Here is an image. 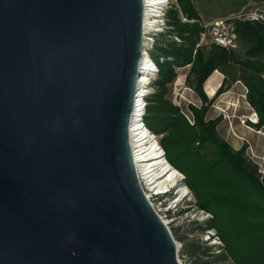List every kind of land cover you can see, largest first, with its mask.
<instances>
[{
	"label": "water",
	"instance_id": "obj_1",
	"mask_svg": "<svg viewBox=\"0 0 264 264\" xmlns=\"http://www.w3.org/2000/svg\"><path fill=\"white\" fill-rule=\"evenodd\" d=\"M143 0H0V264H180L130 125Z\"/></svg>",
	"mask_w": 264,
	"mask_h": 264
},
{
	"label": "trees",
	"instance_id": "obj_2",
	"mask_svg": "<svg viewBox=\"0 0 264 264\" xmlns=\"http://www.w3.org/2000/svg\"><path fill=\"white\" fill-rule=\"evenodd\" d=\"M166 19L169 29L149 53L158 74L154 93L146 98L143 123L153 134L163 135L159 144L164 157L184 176L197 207L212 216L199 229L216 231L223 244L221 260L264 264V177L245 154L246 145L235 150L218 134L220 118L205 119L211 103L206 84L218 71L224 78L216 94L241 81L247 88L246 100L258 116L255 127H264V26L236 23L238 41L244 48L240 57L235 50L213 44L198 46L204 28L193 0H176ZM186 66H190L193 90L202 102L199 109L190 107L192 125L166 98L167 87L177 76L175 70ZM180 240L181 255L197 259L203 253L201 243Z\"/></svg>",
	"mask_w": 264,
	"mask_h": 264
},
{
	"label": "rangeland",
	"instance_id": "obj_3",
	"mask_svg": "<svg viewBox=\"0 0 264 264\" xmlns=\"http://www.w3.org/2000/svg\"><path fill=\"white\" fill-rule=\"evenodd\" d=\"M193 3L200 15L199 24L203 27L205 24L215 19L227 18L232 14H237L241 11L244 12L249 9L264 8V0H193ZM175 5L176 0H171L168 10ZM183 21L186 20L183 19ZM199 44H201L200 46L205 47L211 44V42L208 37H204L199 41ZM235 51L238 56L243 57L244 48L239 41ZM175 71L177 76L175 80L168 85L166 98L173 105L179 107L181 113L187 120H189L188 122L190 123L193 122V115L190 111V107L199 109L202 107V102L193 90L194 81L189 74L190 66L177 68ZM156 78L157 76L154 78L153 83ZM220 78L221 74L219 72H215L206 84V91L209 97L207 95L206 96L211 103L208 105V109L205 113V119L210 120L220 118L221 120L217 124L218 134L233 148L237 145L238 149H234L239 150L242 146L246 145V143L240 139L244 138V135L238 134L237 128L241 126V116L246 115L242 111L243 108L246 107L249 110V107L246 104L247 100L245 98V92L247 89L241 81H237L232 84L226 92L215 94ZM219 110H225L228 114H230L231 124H229L230 122L227 119L219 116ZM230 125H232V127ZM234 133L238 136V138L234 137ZM245 133L247 136L255 134L254 132L248 130L243 132V134ZM162 137L163 135H156L158 141H160ZM256 137L263 138L257 135ZM202 154H205V152ZM245 154L247 156H251V162L256 164L257 169L260 167L261 169H264V162L261 160L262 155H255V157H253L248 152L247 145ZM257 164L261 166H258ZM179 183V186L175 189H171L167 195L153 197V203L160 211V215L167 221L168 227L178 244V259L180 263L232 264L230 260L223 261L220 258V254L223 251V244L216 236V231H209L211 232L210 239L206 236L208 232L203 233L200 231L199 228L210 221L211 218L204 215L197 207L196 200L192 192L188 189L186 191V196L181 197V188L185 186L184 176ZM181 238L186 240L188 243H201L204 248L203 253H201L197 259L181 255V248L183 244L180 240Z\"/></svg>",
	"mask_w": 264,
	"mask_h": 264
},
{
	"label": "built area",
	"instance_id": "obj_4",
	"mask_svg": "<svg viewBox=\"0 0 264 264\" xmlns=\"http://www.w3.org/2000/svg\"><path fill=\"white\" fill-rule=\"evenodd\" d=\"M157 4L154 5L153 8L151 6H147V0H143L144 3V20H143V43H144V56L149 58L150 63L152 65L151 73L146 77L145 81L140 82V78L138 79V90L136 92V100L135 104L137 105L138 98L142 101V108L143 114L141 116V120L143 123V117L145 114V109L147 105L146 98L154 93L153 88V80L158 74V67L155 62L150 58L149 53L153 49L154 45L156 44L157 38L164 34L168 29L166 13L168 8L170 7L171 0H156ZM237 22H248V23H257L264 26V8L259 9H249L244 12H239L237 14H232L227 18H219L215 19L207 24L204 25V32L201 34L200 40L204 37H208L210 39L211 44L225 48L227 50H236L238 46V36L236 33V23ZM173 39L179 42V39L173 36ZM201 44H198L200 46ZM143 56V57H144ZM162 60V59H161ZM135 105V107H136ZM219 116H222L224 119L230 121V114L227 113L225 110H219ZM189 121V120H188ZM258 116L255 112H251L246 115L241 116L240 125L248 128L249 130L253 131L257 135L264 137V127L256 128L255 126L258 124ZM144 124V123H143ZM192 125L193 122H190ZM149 130V129H148ZM150 131V130H149ZM151 132V131H150ZM152 133V132H151ZM153 134V133H152ZM156 137L155 134H153ZM157 139V138H156ZM131 140V138H130ZM159 142V141H158ZM133 154V151H132ZM249 156V155H248ZM249 158L252 160L251 156ZM261 160L264 162V148ZM135 161V160H134ZM258 166H261L257 164ZM261 177H264V169L261 167L258 169ZM138 173V172H137ZM138 178L140 184L143 188L144 193L149 195L148 200L159 214L160 211L153 203V197H161L167 195L169 192H164L161 194H152L153 192H149L146 189L143 180L138 174ZM201 212L206 215L207 217H212L210 214L205 213V211ZM206 218V217H205ZM206 234L207 238L210 239L211 232Z\"/></svg>",
	"mask_w": 264,
	"mask_h": 264
},
{
	"label": "bare ground",
	"instance_id": "obj_5",
	"mask_svg": "<svg viewBox=\"0 0 264 264\" xmlns=\"http://www.w3.org/2000/svg\"><path fill=\"white\" fill-rule=\"evenodd\" d=\"M147 4V6L153 8L157 2L156 0H147ZM140 65L142 72L140 75V82H142L146 80L148 75H150L152 65L149 58L146 56L142 58ZM142 114V101L138 98L133 115V122L130 125L131 148L137 172L143 180L146 189L149 192H153L152 194L169 192L171 189H175L179 186V182L183 179V175L166 160L164 157V151L158 140L142 123ZM181 189V197L186 196L188 188L184 186ZM147 196L149 198V195ZM160 217L168 226L167 221L161 215Z\"/></svg>",
	"mask_w": 264,
	"mask_h": 264
},
{
	"label": "crops",
	"instance_id": "obj_6",
	"mask_svg": "<svg viewBox=\"0 0 264 264\" xmlns=\"http://www.w3.org/2000/svg\"><path fill=\"white\" fill-rule=\"evenodd\" d=\"M215 72V71H214ZM213 72V73H214ZM218 72V71H217ZM212 73V74H213ZM220 73V72H219ZM211 74V75H212ZM221 74V73H220ZM210 75V76H211ZM209 76V77H210ZM208 77V78H209ZM208 80V79H207ZM206 80V81H207ZM205 81V82H206ZM222 81H223V75L221 74V78H220V80H219V83H218V86L216 87V91H215V94H216V92H217V90L219 89V87L221 86V84H222ZM205 84V83H204ZM203 89H204V85H203ZM247 89V88H246ZM239 90V89H238ZM240 91V90H239ZM204 92H205V90H204ZM206 94V93H205ZM214 94V95H215ZM246 94H247V91L245 92V98H246ZM213 97V96H212ZM243 97V96H242ZM247 104V106L249 107V110L246 108V107H244L243 108V112L245 113V114H249V113H251L252 111L254 112V110L251 108V106L249 105V103L247 102L246 103ZM230 123L229 124H231V121H229ZM231 127H232V125H230ZM246 130H248V131H251V130H249L248 128H246V127H244V126H239L238 128H237V132H238V134H240V135H244V138H240L242 141H244L245 143H246V145H247V149H248V152L253 156V157H255V155L256 156H261L262 155V153H263V148H264V137L263 138H258V137H256V133L255 134H251L250 136H247L246 135V133L245 134H243V132H246ZM251 132H253V131H251ZM234 135V137H237L238 138V136L234 133L233 134ZM257 136H260V135H257ZM260 137H262V136H260ZM234 148L235 149H238V146L236 145V146H234Z\"/></svg>",
	"mask_w": 264,
	"mask_h": 264
}]
</instances>
